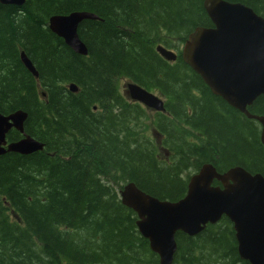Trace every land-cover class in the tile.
I'll return each mask as SVG.
<instances>
[{
    "label": "trees",
    "instance_id": "obj_1",
    "mask_svg": "<svg viewBox=\"0 0 264 264\" xmlns=\"http://www.w3.org/2000/svg\"><path fill=\"white\" fill-rule=\"evenodd\" d=\"M202 1L0 2V110H25L23 131L42 142L29 153L0 154V264H160L135 211L120 199L123 183L176 200L204 162L264 175L257 120L213 93L180 54L169 61L155 49H178L195 25H212ZM229 1L264 17V0ZM73 10L100 16L78 24L87 55L48 27L49 14ZM16 40L38 76L22 63ZM131 82L167 97L164 113H154L156 128L148 108L124 99L120 86ZM105 100L120 120L112 107L102 114ZM248 108L264 114V93ZM124 123L125 137L118 129ZM156 131L165 133L161 147L150 136ZM19 136L15 128L7 133ZM162 147L172 150L167 160ZM221 220L193 236L178 230L171 264H251L238 254L230 220Z\"/></svg>",
    "mask_w": 264,
    "mask_h": 264
},
{
    "label": "water",
    "instance_id": "obj_2",
    "mask_svg": "<svg viewBox=\"0 0 264 264\" xmlns=\"http://www.w3.org/2000/svg\"><path fill=\"white\" fill-rule=\"evenodd\" d=\"M24 1L0 0L2 3L12 4H22ZM203 6L213 25L196 26L186 38L182 56L214 93L261 123V138L264 142V115L251 113L247 109V105L255 97L264 93V18L238 1L203 0ZM85 18H97V14L90 10L52 14L48 19L49 28L76 52L87 54L86 43L77 30L78 24ZM156 49L167 58L175 57L172 51L161 45H157ZM20 57L27 68L37 75L35 66L26 53L21 52ZM128 87L132 97L148 106H162L160 98L137 84L129 83ZM70 89H75L74 84H70ZM26 114L22 109L6 115L0 113V153L6 150L28 153L42 147L40 141L23 131ZM10 126L17 127L25 136L4 147L1 145L5 140L4 132ZM214 177L223 180V187L210 184ZM120 192L122 202L138 212L137 229L149 239L150 247L159 253L160 264H171V251L175 245L174 232H169L166 238L161 235L169 222L190 215L187 219H199L195 229L198 230L202 227V222H214L223 213L234 222L237 239H240L239 254L244 258L247 256L252 264H264V246L257 244L258 239L264 236L262 174H250L242 166H233L221 174L211 163L205 162L199 172L190 178L184 197L177 201L153 199L141 193L132 182L125 184ZM157 205H161L158 213L155 211ZM184 229L195 231L190 227Z\"/></svg>",
    "mask_w": 264,
    "mask_h": 264
},
{
    "label": "bare ground",
    "instance_id": "obj_3",
    "mask_svg": "<svg viewBox=\"0 0 264 264\" xmlns=\"http://www.w3.org/2000/svg\"><path fill=\"white\" fill-rule=\"evenodd\" d=\"M2 3V2H1ZM8 4H10V3H8ZM52 14H54V13H51V14H49L48 15V19H49V17H50V15H52ZM97 14V13H96ZM97 18H100V16H99V14H97ZM47 19V20H48ZM94 19V18H93ZM59 36V35H58ZM61 37V36H60ZM15 45H17V47L19 48V50H21V52H25V50H26V47H25V45H24V43L22 42V41H17L16 40V42H15ZM21 59V58H20ZM22 61V60H21ZM31 61H32V59H31ZM32 63L34 64V62L32 61ZM34 66H35V64H34ZM35 69H36V71H37V75L36 76H38V74H39V72H38V69L36 68V66H35ZM71 91H77L78 90V88L77 89H74V90H72V89H70ZM256 99V98H255ZM253 103V102H252ZM108 107H112V112H113V114H115V117L114 118H117V120H120V118H119V116H118V107L117 106H115V104H114V102H111V103H108L106 100H105V109H104V111H103V113L102 114H106L107 113V108ZM125 115L126 113L125 112H123L122 113V115ZM123 121V120H122ZM128 124V123H127ZM127 124H120V126L118 127V129H119V132H120V134L122 135V136H127V135H129L130 134V130L127 128ZM110 180V179H109ZM111 182H112V180H110Z\"/></svg>",
    "mask_w": 264,
    "mask_h": 264
},
{
    "label": "rangeland",
    "instance_id": "obj_4",
    "mask_svg": "<svg viewBox=\"0 0 264 264\" xmlns=\"http://www.w3.org/2000/svg\"><path fill=\"white\" fill-rule=\"evenodd\" d=\"M122 83H123V79L121 78V80H120V85H122ZM72 90H74V89H72ZM255 120H257V119H255ZM150 124L151 125H155L154 124V122H153V120L152 121H150ZM156 126V125H155ZM163 133H164V131H162ZM165 134V133H164ZM155 135L156 136H158L159 135V132H155ZM158 146H163V144H162V141L161 140H158ZM167 146V145H166ZM167 151H171L172 152V150H169V149H165L164 150V148L162 147V148H160L159 149V153H160V155H165V152H167ZM172 156V154L170 155V157ZM159 207V206H158ZM184 212V211H183ZM222 222V220H219V221H217V222H215V223H212V225H214L215 224V226H216V224L217 223H221ZM173 225H175V223H173ZM223 226V225H222ZM196 235V234H195ZM193 236V235H192Z\"/></svg>",
    "mask_w": 264,
    "mask_h": 264
},
{
    "label": "flooded vegetation",
    "instance_id": "obj_5",
    "mask_svg": "<svg viewBox=\"0 0 264 264\" xmlns=\"http://www.w3.org/2000/svg\"><path fill=\"white\" fill-rule=\"evenodd\" d=\"M17 41H21V40H17ZM23 63V62H22Z\"/></svg>",
    "mask_w": 264,
    "mask_h": 264
}]
</instances>
